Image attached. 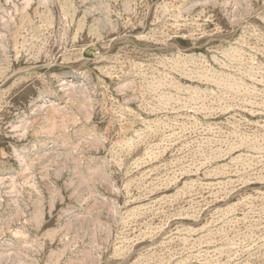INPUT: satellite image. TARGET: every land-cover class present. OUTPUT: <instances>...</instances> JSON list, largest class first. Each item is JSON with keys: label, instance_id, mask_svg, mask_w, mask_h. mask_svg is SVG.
<instances>
[{"label": "rangeland", "instance_id": "obj_1", "mask_svg": "<svg viewBox=\"0 0 264 264\" xmlns=\"http://www.w3.org/2000/svg\"><path fill=\"white\" fill-rule=\"evenodd\" d=\"M0 264H264V0H0Z\"/></svg>", "mask_w": 264, "mask_h": 264}]
</instances>
